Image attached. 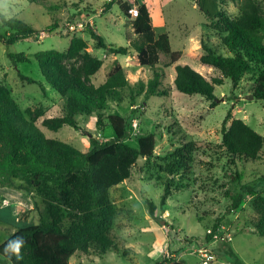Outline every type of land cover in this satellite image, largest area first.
<instances>
[{
	"label": "rangeland",
	"instance_id": "1",
	"mask_svg": "<svg viewBox=\"0 0 264 264\" xmlns=\"http://www.w3.org/2000/svg\"><path fill=\"white\" fill-rule=\"evenodd\" d=\"M110 1L0 0V35L4 39L15 32L10 31L2 19H19L38 31L27 38L15 37L11 46L0 42V83L10 89L27 118L47 138L87 152L91 149V138L106 142L115 137L108 119L111 114L128 121L127 144L137 147L139 138L156 137L154 158H139L130 179L110 190V198L117 208L115 232L111 237V244L115 246L110 247L104 257L77 253L71 264H156L164 258L200 264L195 250L207 245L209 229L220 227L229 229L233 240L210 245L216 255L212 264H264V237L255 234L259 217L256 202L264 195V145L258 160L236 164L219 148L223 121L229 111L232 118L243 120L264 137V102L250 97L260 69L253 67L234 85L221 71L202 65V43L219 55L233 54L223 45L221 34L210 26L206 15L190 0L139 1L150 6L153 1L157 3L158 8H151L153 30L156 35L168 33L172 50L181 53L177 63L160 52L157 68L142 67L137 52L131 48L132 43L142 40L132 30L133 19L123 12L119 0H114L108 10ZM256 1L264 15V0ZM222 9L233 18L240 14L239 4L231 0H223ZM88 18L94 22L95 33L108 46L129 47V54L115 56L109 50L98 48L89 28L72 34L66 32L68 22ZM56 22L58 28L49 32L48 28ZM258 35L264 43V30ZM73 37L86 40L88 49L75 55L67 54ZM53 49L67 54L52 61L59 75L77 80L91 91L105 83L115 61L126 71L129 86L119 91L115 99H109L106 109L78 116L79 130L64 125L52 131L43 126L46 118L65 114L64 99L47 83L35 59L38 52ZM12 54L23 55L27 60L16 63ZM91 57L103 60L104 64L95 75L87 77L85 67ZM178 64L191 66L209 80L216 77L224 80L221 86H215L216 106L202 95H186L176 89L174 79ZM155 71L161 74L162 94L146 97ZM19 73L38 83L22 80ZM182 133L201 143L200 149L190 155L189 170L178 167L173 158H168L180 146ZM238 175H242V179H237ZM250 191L257 194L254 196ZM233 196L242 198L238 209L232 208ZM148 201L154 204V218ZM16 226L29 225L17 223ZM14 228L8 224L0 230V243L15 231ZM81 256L83 263L78 259Z\"/></svg>",
	"mask_w": 264,
	"mask_h": 264
},
{
	"label": "trees",
	"instance_id": "2",
	"mask_svg": "<svg viewBox=\"0 0 264 264\" xmlns=\"http://www.w3.org/2000/svg\"><path fill=\"white\" fill-rule=\"evenodd\" d=\"M139 1L137 0L139 15L133 20L132 28L142 40L131 44V48L137 52L139 64L142 67L157 68L160 52L169 55L172 63H177L181 53L172 50L168 33L155 34L150 6ZM231 1L239 4L240 14L237 18L224 12L223 0H194L199 10L208 18L210 26L221 34L223 45L233 54L228 57L219 55L206 43H202L200 63L221 71L234 85L250 69L259 68L252 93L256 99L264 102V43L258 35L260 30H264V15L256 0ZM114 3L111 0L107 9ZM119 5L127 15L126 3L119 1ZM2 20L10 31L15 32L9 39L0 35V42L7 46L13 44L15 37L27 38L38 33L22 20ZM56 24L57 22L50 26L48 31L54 32L58 28ZM90 31L96 41L99 38L96 42L98 48L109 50L115 56L129 54V47L108 46L93 29ZM87 49L86 40L73 37L67 54L75 55ZM67 54L53 49L35 55L42 76L65 102L63 116L43 121V126L52 131H58L64 125L79 130L78 116L106 109L109 99H115L119 91L129 86L125 68L117 61L109 70L105 83L96 91L86 89L77 80L62 77L52 61ZM11 58L16 63L27 60L23 55L12 54ZM103 64V60L91 57L85 67L87 77L95 75ZM19 74L22 80L31 84L38 83L31 77ZM160 79L161 74L155 71L154 77L149 81L146 97L162 94L159 89ZM223 83L222 78L209 80L189 65L176 66V89L186 95H202L212 101L213 107L216 106L215 86ZM230 118L231 111L223 121V138L219 148L234 164L258 160L264 137L241 119L232 118L227 127ZM108 119L115 137L106 142L91 138V149L83 152L65 142L47 138L27 118L26 112L12 97L10 89L0 83V184L15 187V180H23L44 202L38 224L18 230L0 245L2 263L70 264V259L76 253L94 252L98 256H105L110 247L115 246L111 244V237L117 208L110 198V190L130 179L139 158H154L156 137H141L137 147L131 146L125 142L129 135L128 121L118 114H111ZM179 143L180 146L168 158H173L178 167L189 170L190 155L200 149L198 146L201 143L188 139L186 133H182ZM237 179H242V175H238ZM250 192L254 196L257 194ZM231 199L232 208L238 209L242 198L233 196ZM148 205L154 218V204L148 201ZM256 207L259 217L255 234L264 237V195L258 197ZM16 237H23L25 241L21 249L22 259L19 260L15 253L5 251L6 245ZM26 252L28 255H25ZM156 264L186 263L176 259L166 261L164 258Z\"/></svg>",
	"mask_w": 264,
	"mask_h": 264
},
{
	"label": "crops",
	"instance_id": "3",
	"mask_svg": "<svg viewBox=\"0 0 264 264\" xmlns=\"http://www.w3.org/2000/svg\"><path fill=\"white\" fill-rule=\"evenodd\" d=\"M190 1L194 2V0H190ZM153 2L156 3L155 1ZM154 7L158 8L157 3L154 6L152 5L150 6V11L151 8ZM94 30L96 31L95 28ZM14 184L15 187L9 185L3 186L0 184V230H4V228L8 224L10 226L15 227L14 228L15 231L11 233L9 237L4 239L3 242L0 243V245L4 243L7 239H9L18 230L25 228L24 226L22 227L16 226L17 223L19 225L26 223L29 226L36 225L37 222L39 223L40 211L44 208V202L42 198L39 197L35 193V191L29 189L25 181L17 179L14 181ZM18 187H22V188H18ZM93 254L96 256L94 252L82 253L83 256H89V257L94 256ZM76 255L77 253L73 257H75ZM100 257H104V256H100ZM71 259H70V264H71ZM78 259L82 260L80 263L84 262L82 256L78 257ZM0 263L2 262L0 261Z\"/></svg>",
	"mask_w": 264,
	"mask_h": 264
},
{
	"label": "built area",
	"instance_id": "4",
	"mask_svg": "<svg viewBox=\"0 0 264 264\" xmlns=\"http://www.w3.org/2000/svg\"><path fill=\"white\" fill-rule=\"evenodd\" d=\"M127 5V15L130 16L131 19H135L139 15V4L137 0H119ZM156 5V3H152V6ZM94 22L92 19H80L72 22H68L65 25L66 32L75 33L77 31L85 30V29H93ZM207 245H202L198 249L195 250L200 264H212L216 260V255L213 249L210 247L212 243H229L233 240V235L229 229H225L224 227H220L216 230L209 229L207 231Z\"/></svg>",
	"mask_w": 264,
	"mask_h": 264
},
{
	"label": "clouds",
	"instance_id": "5",
	"mask_svg": "<svg viewBox=\"0 0 264 264\" xmlns=\"http://www.w3.org/2000/svg\"><path fill=\"white\" fill-rule=\"evenodd\" d=\"M24 243L25 241L23 237H16L14 240L10 241L6 245L5 251L6 252L11 251L12 253H15L17 260L22 259L21 249Z\"/></svg>",
	"mask_w": 264,
	"mask_h": 264
},
{
	"label": "water",
	"instance_id": "6",
	"mask_svg": "<svg viewBox=\"0 0 264 264\" xmlns=\"http://www.w3.org/2000/svg\"><path fill=\"white\" fill-rule=\"evenodd\" d=\"M99 40V38L97 39V41ZM251 98H254V95L250 96Z\"/></svg>",
	"mask_w": 264,
	"mask_h": 264
}]
</instances>
